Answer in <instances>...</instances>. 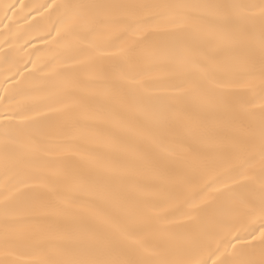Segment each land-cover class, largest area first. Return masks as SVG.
I'll use <instances>...</instances> for the list:
<instances>
[{"label":"snow or ice","instance_id":"1","mask_svg":"<svg viewBox=\"0 0 264 264\" xmlns=\"http://www.w3.org/2000/svg\"><path fill=\"white\" fill-rule=\"evenodd\" d=\"M0 264H264V0H0Z\"/></svg>","mask_w":264,"mask_h":264},{"label":"bare ground","instance_id":"2","mask_svg":"<svg viewBox=\"0 0 264 264\" xmlns=\"http://www.w3.org/2000/svg\"><path fill=\"white\" fill-rule=\"evenodd\" d=\"M25 2H29V0H25Z\"/></svg>","mask_w":264,"mask_h":264}]
</instances>
